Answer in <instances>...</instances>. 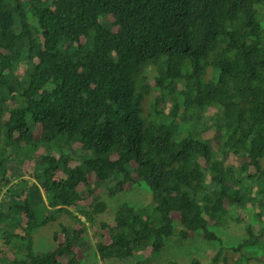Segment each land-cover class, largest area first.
<instances>
[{"label":"trees","instance_id":"trees-1","mask_svg":"<svg viewBox=\"0 0 264 264\" xmlns=\"http://www.w3.org/2000/svg\"><path fill=\"white\" fill-rule=\"evenodd\" d=\"M0 129L71 209L38 251L56 214L10 192L0 232L16 255L0 264H80L75 212L93 221L137 186L150 203L121 202L93 232L102 260L149 264L171 236L201 240L192 264L264 259V0H0Z\"/></svg>","mask_w":264,"mask_h":264},{"label":"rangeland","instance_id":"rangeland-1","mask_svg":"<svg viewBox=\"0 0 264 264\" xmlns=\"http://www.w3.org/2000/svg\"><path fill=\"white\" fill-rule=\"evenodd\" d=\"M0 146H2V154L5 155L6 157H3L4 160V169L2 173L0 174V186H4V180L6 181V188H15L18 187V192H20V189H22L23 193L30 192L32 195V200L34 204L40 205L43 208V213L47 211V209H50L52 211L56 212V217L54 220H52L50 223L45 225L41 230L37 229L35 231V240L36 244L35 247L36 249L42 250V249H49L52 247L53 243V233L55 230H57L60 226L61 222H67L69 221V216H70V211L68 209H65L63 211H57V207H52L49 205V199L47 196H44L43 199L41 197V181L35 179L31 175L23 174L22 173V168L26 166L27 159H23L25 156H27V147H19L20 145L12 144L9 147L4 146V140H3V133H1L0 129ZM17 151V155L12 157V160H9L7 158V154L9 152H14ZM1 155V152H0ZM33 156L31 157L30 160H33ZM113 183L112 180L109 182H105L103 184V195L104 198L108 195V188L109 186ZM38 186V188L35 187ZM1 192L3 191V188H0ZM0 192V195H1ZM113 191L112 195L114 196L107 198L108 202V209L102 214L99 215L98 220L99 222L101 220H111L114 217V212L117 208V206L124 201H129L137 206V208H141L148 203H150V196L149 192L147 191V188L145 187H135L132 190L125 191V192H119V193H114ZM44 201V202H43ZM3 202L2 198L0 197V203ZM40 215V214H39ZM6 228V227H5ZM221 230L224 232H227L230 235H233L234 232H231V226H222L220 227ZM94 232V231H93ZM2 233L0 232V250L5 251L6 253L9 252L12 254L14 250L11 247L6 246V243H4L1 239ZM235 235V234H234ZM236 236V235H235ZM3 237V236H2ZM92 234L88 233L87 236H85L83 239L79 240L77 242V245L79 247V250L81 252V255L84 256V262L82 264H92L88 259V255L92 251V240H91ZM238 239L236 236L233 240L235 242ZM198 242H196V236L192 237V239L188 240H180L177 237L171 236L168 237L166 242H165V247L164 249L159 252L157 255L153 256L149 264H169L170 260H180L183 264H192V258H196V256H199L197 258H201V261L205 263L204 258H205V253H200L198 251ZM194 243V244H193ZM197 245V247L195 246ZM12 252V253H11ZM23 252V250H22ZM15 253V252H14ZM21 254V253H20ZM19 254V257L21 256ZM16 255V253H15ZM18 256V255H17ZM93 258L98 260V258L93 255ZM99 261V260H98ZM200 261V262H201ZM201 262V263H202ZM99 264H114L113 262L110 261H99ZM116 264H122L120 261H117ZM252 264H264V259L261 261L257 262H252Z\"/></svg>","mask_w":264,"mask_h":264},{"label":"clouds","instance_id":"clouds-1","mask_svg":"<svg viewBox=\"0 0 264 264\" xmlns=\"http://www.w3.org/2000/svg\"><path fill=\"white\" fill-rule=\"evenodd\" d=\"M12 144H6L5 145V148L6 147H9V146H11ZM16 145H18V144H16ZM4 185H5V187L4 186H0V188H3V191L1 192V190H0V192H1V195H0V197L2 198V200H3V202L6 204V200H11L12 198H11V196H10V192H18V187H15V188H6V181L4 180ZM43 187L41 188V192H40V194H41V197H42V199H43V197L44 196H47L44 192H43ZM21 190V189H20ZM24 194H28V192H24ZM48 197V196H47ZM14 198V197H13ZM15 198H18V197H15ZM48 199H49V197H48ZM44 202V201H43ZM49 205H51L50 204V199H49ZM52 207H57V211H63V210H65V209H69V210H71L70 209V207H68V206H66V205H62V204H59V203H55V205H51ZM144 207V206H143ZM6 209V208H5ZM47 212L48 213H50V214H56V212L55 211H52V210H50V209H47ZM75 214L77 215V217L78 218H80L81 219V221H83L84 222V226H80V225H78V226H75V227H70V232H69V236L71 237V240H72V242L74 241V249L78 252V257H79V259H80V261H81V263L80 264H82V262H84L85 263V261H84V256H82L81 255V252H80V250H79V247H78V245H77V242L79 241V240H81V239H83L85 236H87L88 235V233H91L92 234V237H91V240H92V251H91V253L88 255V257H87V259L92 263V264H99V261H103L102 260V258L100 257V255H99V253H98V251H97V249H96V247H97V245L99 244V243H101V242H106V239H105V236L103 237L100 233H98V234H94L93 233V231H96V230H102V223L103 222H105L106 220H101L100 222H99V220H98V217L97 218H94L93 219V221H91L90 219L89 220H87L86 219V217L83 215V214H80V213H77V212H75ZM102 214V213H101ZM114 216H115V212H114ZM114 218V217H113ZM47 225V224H46ZM18 226V228L20 229V227H19V225H17ZM228 226V225H227ZM81 228H83V231H80V229ZM219 230L221 231V230H225V229H221V228H219ZM227 230H231V232H234L233 231V229H232V227H231V229H227ZM221 232H223L224 234L225 233H227V232H224V231H221ZM242 233V229L240 230V232L238 233V235H236L235 234V232H234V234L237 236V237H239V235ZM77 234H80L79 235V237H77ZM93 255H95L97 258H98V260H96L95 258H93ZM105 261H107V260H105Z\"/></svg>","mask_w":264,"mask_h":264},{"label":"bare ground","instance_id":"bare-ground-1","mask_svg":"<svg viewBox=\"0 0 264 264\" xmlns=\"http://www.w3.org/2000/svg\"><path fill=\"white\" fill-rule=\"evenodd\" d=\"M79 36H80V35H79ZM80 37H81V36H80ZM80 37H79V38H80ZM91 37H92V36H91ZM51 38H54V37H51ZM94 38H95V37H94ZM54 39H55V38H54ZM96 39H97V38H96ZM97 40H98V39H97ZM95 41H96V40H95ZM99 41H100V39H99Z\"/></svg>","mask_w":264,"mask_h":264}]
</instances>
